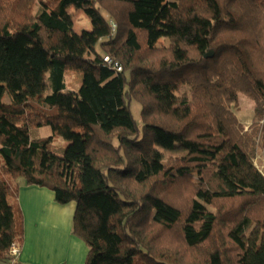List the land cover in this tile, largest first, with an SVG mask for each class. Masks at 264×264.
Here are the masks:
<instances>
[{
	"label": "trees",
	"instance_id": "obj_1",
	"mask_svg": "<svg viewBox=\"0 0 264 264\" xmlns=\"http://www.w3.org/2000/svg\"><path fill=\"white\" fill-rule=\"evenodd\" d=\"M263 116L264 0H0V262L21 249L22 179L76 204L85 264H264Z\"/></svg>",
	"mask_w": 264,
	"mask_h": 264
},
{
	"label": "crops",
	"instance_id": "obj_2",
	"mask_svg": "<svg viewBox=\"0 0 264 264\" xmlns=\"http://www.w3.org/2000/svg\"><path fill=\"white\" fill-rule=\"evenodd\" d=\"M17 200L23 220L20 264H85L87 247L72 233L75 203L56 204L50 190L25 185Z\"/></svg>",
	"mask_w": 264,
	"mask_h": 264
},
{
	"label": "rangeland",
	"instance_id": "obj_3",
	"mask_svg": "<svg viewBox=\"0 0 264 264\" xmlns=\"http://www.w3.org/2000/svg\"><path fill=\"white\" fill-rule=\"evenodd\" d=\"M38 7V5H36ZM37 7L35 11H37ZM68 14L72 17L73 22V30L77 34H81L83 31H91V21L90 19L83 13L82 10L76 8H70L68 10ZM109 18L108 16H106ZM113 22L116 25V29L114 33L117 31V24L112 19H109V22ZM112 31V30H111ZM113 33V32H112ZM113 33V34H114ZM158 44H162L163 46H168V42L166 40L161 39ZM157 44V45H158ZM213 52V51H212ZM213 55V54H212ZM122 70L118 71L121 72ZM82 74L71 72L68 73L65 77V85L66 89L72 92L78 93L81 83H82ZM187 91L186 85H182L181 92ZM238 118L239 123L243 127L244 132H251L253 124L258 121L254 114V103L251 99L239 95V106L237 108H233L232 110ZM131 112L134 119L137 123L141 122V105L135 101L131 103ZM259 131L256 137V148H255V157H254V165L258 168V170L264 175V116L261 121L258 122ZM37 134L40 137L50 138L48 148L51 152L57 155H63L65 149H67L69 143L63 141L59 137L53 136L52 130L50 127H42L37 130ZM173 156L171 154L166 153L165 157L168 158ZM22 179H17L16 182L22 185ZM46 189V188H45ZM19 190V189H18ZM18 199V194H17ZM45 200V199H44ZM55 201V200H54ZM56 203V202H55ZM19 204V203H18ZM58 204V203H56ZM22 233H23V220H22Z\"/></svg>",
	"mask_w": 264,
	"mask_h": 264
},
{
	"label": "built area",
	"instance_id": "obj_4",
	"mask_svg": "<svg viewBox=\"0 0 264 264\" xmlns=\"http://www.w3.org/2000/svg\"><path fill=\"white\" fill-rule=\"evenodd\" d=\"M109 24H110V28H111L112 32L114 33V31H115V29H116V25H115L113 22H111V21H110ZM103 61H104V63L107 64L108 66H114V68H116L117 71H120V70H121V68L119 67L118 63H116V62L114 63V62L110 59L109 56L104 57V58H103ZM11 254H12L13 258H14L11 264H20V263L18 262L19 249L16 248V247H13V248L11 249Z\"/></svg>",
	"mask_w": 264,
	"mask_h": 264
},
{
	"label": "water",
	"instance_id": "obj_5",
	"mask_svg": "<svg viewBox=\"0 0 264 264\" xmlns=\"http://www.w3.org/2000/svg\"><path fill=\"white\" fill-rule=\"evenodd\" d=\"M212 54H213V52L210 51L208 54L205 55V58H211L212 57Z\"/></svg>",
	"mask_w": 264,
	"mask_h": 264
}]
</instances>
